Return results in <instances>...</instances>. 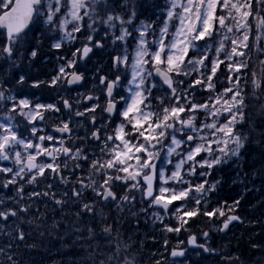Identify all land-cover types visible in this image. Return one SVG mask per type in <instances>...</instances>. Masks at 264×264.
<instances>
[{
    "label": "snow or ice",
    "instance_id": "6c2138e0",
    "mask_svg": "<svg viewBox=\"0 0 264 264\" xmlns=\"http://www.w3.org/2000/svg\"><path fill=\"white\" fill-rule=\"evenodd\" d=\"M261 233L264 0H0V264H264Z\"/></svg>",
    "mask_w": 264,
    "mask_h": 264
},
{
    "label": "bare ground",
    "instance_id": "6f19581e",
    "mask_svg": "<svg viewBox=\"0 0 264 264\" xmlns=\"http://www.w3.org/2000/svg\"><path fill=\"white\" fill-rule=\"evenodd\" d=\"M226 190H230L228 187L225 188V192ZM231 191V190H230ZM224 194V193H222ZM258 196V194H257ZM251 203H256V197H253L251 200ZM246 213L249 217H253L254 216V210L251 209L250 205H246ZM238 227V226H237ZM235 227V228H237ZM233 228V229H235ZM246 234V233H245ZM217 243H219L221 241V237L217 236ZM243 241V246L247 247L248 243H249V237L243 238L241 239ZM230 240L227 237H223V243H228ZM231 242L229 244V247H231ZM246 253L248 255H251L252 252L250 250H248V248H246ZM47 251H44L43 249H41L38 254L35 255V258L41 262V264H51L50 260L53 261H66V249H61L60 246L58 244H49L47 245ZM254 256V255H253ZM255 258V256H254ZM194 261H199V264H218L215 260L211 259V258H206V257H198L195 256Z\"/></svg>",
    "mask_w": 264,
    "mask_h": 264
},
{
    "label": "trees",
    "instance_id": "16d2710c",
    "mask_svg": "<svg viewBox=\"0 0 264 264\" xmlns=\"http://www.w3.org/2000/svg\"><path fill=\"white\" fill-rule=\"evenodd\" d=\"M229 192H230V190H226L225 193H229ZM259 215H260L259 212L254 211L255 217H258ZM253 231L261 232L260 226L257 225L255 227V230H253ZM242 233H243V235H242ZM245 233H248L247 228H246V230H244L240 233L241 234L240 237H244ZM240 237L239 238L237 237L234 240V243L231 245L230 248L235 247V249L237 251L243 252L244 246H243V241L240 239ZM261 239H264V233H261V235L258 236V238L256 237V240H261ZM77 254H82V253H80V251H78V246L74 247L72 249H66V260L78 258ZM215 261L219 264L218 258H215ZM145 264H148L147 259H145Z\"/></svg>",
    "mask_w": 264,
    "mask_h": 264
},
{
    "label": "rangeland",
    "instance_id": "374dc122",
    "mask_svg": "<svg viewBox=\"0 0 264 264\" xmlns=\"http://www.w3.org/2000/svg\"><path fill=\"white\" fill-rule=\"evenodd\" d=\"M259 214H260V213H259ZM240 228H244V229H245V227H242V226H241ZM253 230H255V228H254V229L249 228L247 234H252ZM249 236H250V235H249ZM249 236H248V237H249Z\"/></svg>",
    "mask_w": 264,
    "mask_h": 264
},
{
    "label": "flooded vegetation",
    "instance_id": "af4514ba",
    "mask_svg": "<svg viewBox=\"0 0 264 264\" xmlns=\"http://www.w3.org/2000/svg\"><path fill=\"white\" fill-rule=\"evenodd\" d=\"M229 234V233H228Z\"/></svg>",
    "mask_w": 264,
    "mask_h": 264
}]
</instances>
